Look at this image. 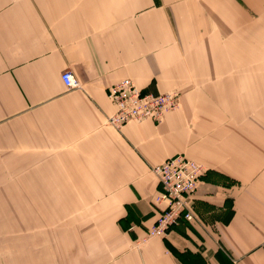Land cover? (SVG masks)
Masks as SVG:
<instances>
[{"label": "crops", "instance_id": "0c3cea01", "mask_svg": "<svg viewBox=\"0 0 264 264\" xmlns=\"http://www.w3.org/2000/svg\"><path fill=\"white\" fill-rule=\"evenodd\" d=\"M263 39L264 0H0V264H264ZM121 79L178 106L113 128ZM176 154L194 218L142 240Z\"/></svg>", "mask_w": 264, "mask_h": 264}, {"label": "built area", "instance_id": "2783aa9c", "mask_svg": "<svg viewBox=\"0 0 264 264\" xmlns=\"http://www.w3.org/2000/svg\"><path fill=\"white\" fill-rule=\"evenodd\" d=\"M60 80L66 89L79 88V82L68 69L61 71ZM106 96L114 106L106 122L116 129L129 121L149 119L159 123L166 112L178 106L176 92L142 91L129 79H121L110 85L106 89ZM150 170L158 184L154 201L160 207L142 240L164 236L180 220H193V193L199 176L204 172L201 164L182 154L167 157Z\"/></svg>", "mask_w": 264, "mask_h": 264}, {"label": "rangeland", "instance_id": "374dc122", "mask_svg": "<svg viewBox=\"0 0 264 264\" xmlns=\"http://www.w3.org/2000/svg\"><path fill=\"white\" fill-rule=\"evenodd\" d=\"M263 75H264V39H263ZM40 230L43 229V226L40 225ZM29 231H33V230H36L35 226H29ZM12 231H19V225L15 224V225H12Z\"/></svg>", "mask_w": 264, "mask_h": 264}]
</instances>
